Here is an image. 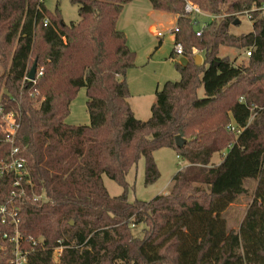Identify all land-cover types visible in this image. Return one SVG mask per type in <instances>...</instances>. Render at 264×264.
Masks as SVG:
<instances>
[{"label": "trees", "instance_id": "trees-1", "mask_svg": "<svg viewBox=\"0 0 264 264\" xmlns=\"http://www.w3.org/2000/svg\"><path fill=\"white\" fill-rule=\"evenodd\" d=\"M131 1L70 0L79 20L66 23L58 6L49 11L44 0H0V92L14 98L15 144L35 193L45 197L22 203L21 231L44 246L29 252L27 264H264V12L251 11L264 0H190L213 16L200 35L185 12L187 0H149L154 10L176 15L173 45H182L188 61L181 65L172 49L180 79L156 88L146 120L128 102L126 71L135 53L117 28ZM245 11L251 30L231 32ZM220 47L251 55L235 64L218 56ZM35 59L42 74L34 83L24 76ZM82 87L89 124H67ZM229 123L241 132L228 130ZM177 135L185 139L182 147ZM162 147L187 166L167 192L129 201L128 171L143 157L144 184L154 183L160 172L153 152ZM214 154L221 157L217 164ZM103 174L123 192L111 196ZM249 179L256 180L253 200L234 231L223 212L246 193ZM5 192L2 187L0 203ZM137 226L141 236L134 234ZM4 230L0 223V236ZM59 244L55 261L52 248ZM9 256L0 239V264Z\"/></svg>", "mask_w": 264, "mask_h": 264}, {"label": "rangeland", "instance_id": "rangeland-1", "mask_svg": "<svg viewBox=\"0 0 264 264\" xmlns=\"http://www.w3.org/2000/svg\"><path fill=\"white\" fill-rule=\"evenodd\" d=\"M187 1L197 6L196 3ZM44 4L52 12L58 6L66 23L79 20L78 6L72 4L70 0H44ZM151 9L149 0H134L131 4L128 3L124 6L117 21V28L125 33L127 45L135 53L134 66L126 71V81L130 95L128 102L134 115L140 120H146L150 117V106L155 100L156 88H161L165 81H178L180 79V74L170 58L174 47V36L171 32L175 26L174 15ZM150 11L154 13L151 14ZM207 19L206 16L201 15L198 17V25ZM151 27L160 31L161 35L158 36L154 31L152 32ZM250 30L251 22L244 16H240L239 23L231 27V32L236 34ZM245 51L247 50L239 51L235 48L220 47L218 56H227L235 60V64L246 63ZM195 54L203 57V53L198 50L195 51ZM177 59L179 60V57ZM1 71L2 66L0 64ZM198 93L202 95L203 88H200ZM86 100L85 88L82 87L70 103V111L65 118L67 124H89ZM153 157L160 172L159 178L150 185L144 184L145 163L144 158L141 157L125 177L128 183L126 195L129 201L135 199L148 201L157 194L167 192L175 173L187 166V163L171 148H159L153 152ZM220 158L219 154H214L212 163L217 164ZM102 179L111 196H117L123 192V187L106 175L103 174ZM255 186L256 180H246V193L239 195L223 212L229 229L239 230L246 210L253 200ZM141 229L142 226H137L134 229V234L141 236Z\"/></svg>", "mask_w": 264, "mask_h": 264}, {"label": "built area", "instance_id": "built-area-1", "mask_svg": "<svg viewBox=\"0 0 264 264\" xmlns=\"http://www.w3.org/2000/svg\"><path fill=\"white\" fill-rule=\"evenodd\" d=\"M185 12L190 15L192 23L195 25L196 34L200 35L205 21L198 25V17L206 16L208 19L213 18L209 13H204L198 6L186 1ZM260 10L264 12V5L260 7H252L251 11ZM241 14V13H240ZM244 15L250 20L249 11H245ZM48 23V19H44V24ZM174 26L172 31H177ZM156 35H161L160 31H155ZM174 53L182 56L183 48L180 43L174 45ZM246 57L251 55V50L246 49ZM42 71L36 70L35 77L41 76ZM27 78V74L24 76ZM35 83V78L30 80ZM38 93L35 89L31 95ZM13 97L5 98L0 92V190L6 188L5 201L0 203V223L5 225V230L1 233L0 239L6 246H10V256L6 264H27L29 252L35 249H44L42 239H37L31 235L24 234L20 229V212L22 203L25 199L31 198L33 201L44 199L43 194L35 193L31 175L26 164V159L20 153L17 146L16 137L20 127V112L12 107ZM10 106L9 108H7ZM227 129L239 134L241 129L233 123L227 125ZM5 145L8 147L6 148ZM4 195L3 193H1ZM63 245L59 244L52 248L53 260L57 261L62 253Z\"/></svg>", "mask_w": 264, "mask_h": 264}, {"label": "water", "instance_id": "water-1", "mask_svg": "<svg viewBox=\"0 0 264 264\" xmlns=\"http://www.w3.org/2000/svg\"><path fill=\"white\" fill-rule=\"evenodd\" d=\"M238 23H239L238 19L234 21V24H238ZM187 61H188L187 58L184 56L180 57V59H179V62L181 65H185L187 63ZM202 62H203V60H202L201 55L195 54L194 55V63L196 65H199ZM36 70H37V60L35 59L31 65L30 69L28 70L27 78L30 80H33L35 78V75H36ZM175 144L177 147H182L185 144V139L182 138L181 136L177 135V136H175Z\"/></svg>", "mask_w": 264, "mask_h": 264}, {"label": "crops", "instance_id": "crops-1", "mask_svg": "<svg viewBox=\"0 0 264 264\" xmlns=\"http://www.w3.org/2000/svg\"><path fill=\"white\" fill-rule=\"evenodd\" d=\"M133 1H134V0H132L131 2H133ZM131 2H129V3L131 4ZM127 4H128V3H127ZM127 4H125V5H127ZM125 5H124V6H125ZM150 5H151V4H150ZM151 8H152V7H151ZM123 9H124V7H123ZM152 9H153V8H152ZM152 9H151V10H152ZM150 13L152 14V13H154V12H153V11H150ZM173 15H174V20L176 21V15H175V14H173ZM150 29H151L152 32L154 31V33H155L156 30H155L154 28L151 27ZM173 39H174V38H173ZM178 57H179V59H180V57H182V56H178ZM201 57H202V56H201ZM202 60H203V58H202ZM219 162H220V161H219ZM219 162H218V163H219ZM103 183H104V182H103Z\"/></svg>", "mask_w": 264, "mask_h": 264}]
</instances>
